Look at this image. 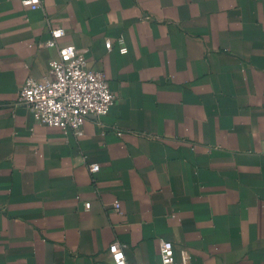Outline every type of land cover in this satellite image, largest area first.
<instances>
[{"label": "crops", "instance_id": "0c3cea01", "mask_svg": "<svg viewBox=\"0 0 264 264\" xmlns=\"http://www.w3.org/2000/svg\"><path fill=\"white\" fill-rule=\"evenodd\" d=\"M43 6L0 0V264H113L117 242L160 264L159 238L176 264L182 246L191 264H264V0ZM45 16L117 96L79 138L15 104L57 56Z\"/></svg>", "mask_w": 264, "mask_h": 264}, {"label": "built area", "instance_id": "2783aa9c", "mask_svg": "<svg viewBox=\"0 0 264 264\" xmlns=\"http://www.w3.org/2000/svg\"><path fill=\"white\" fill-rule=\"evenodd\" d=\"M31 9H43V0H21ZM50 36L39 42L38 46L56 48L57 56L52 58L45 74L40 77H27L19 87L15 104H21L31 113L33 120L46 126L60 128L65 134L72 133L79 138L84 133V122L93 119L102 124L101 118L108 114L117 99L101 70L87 64L84 52L71 44H61L60 37L64 29L52 24L45 16ZM118 51L125 53L127 47L122 37L118 38ZM106 49L112 48V42L104 43ZM116 134L122 131L116 129ZM99 168L97 163H89L90 172ZM115 211L120 210L119 200L112 202ZM88 209L90 202H85ZM124 244L117 242L111 249L113 264H143L127 262L123 253ZM158 252L160 264H176L175 245L172 241L159 238ZM181 264H191L189 250L182 246L178 249Z\"/></svg>", "mask_w": 264, "mask_h": 264}]
</instances>
